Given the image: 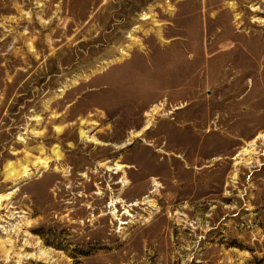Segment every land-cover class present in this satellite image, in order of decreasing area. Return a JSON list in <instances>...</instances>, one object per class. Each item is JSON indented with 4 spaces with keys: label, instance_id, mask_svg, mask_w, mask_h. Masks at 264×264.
<instances>
[{
    "label": "rangeland",
    "instance_id": "obj_1",
    "mask_svg": "<svg viewBox=\"0 0 264 264\" xmlns=\"http://www.w3.org/2000/svg\"><path fill=\"white\" fill-rule=\"evenodd\" d=\"M2 196L0 264H264V0H0Z\"/></svg>",
    "mask_w": 264,
    "mask_h": 264
},
{
    "label": "bare ground",
    "instance_id": "obj_2",
    "mask_svg": "<svg viewBox=\"0 0 264 264\" xmlns=\"http://www.w3.org/2000/svg\"><path fill=\"white\" fill-rule=\"evenodd\" d=\"M146 18H147V17H146ZM159 109H160V108H159ZM154 112H156V110H154ZM154 112H153V113H154ZM41 164H42V167H43V168L46 167V162H41ZM117 169H120V167L117 168ZM26 173H27V172H26ZM10 174H13V172L11 171ZM23 175H24V174H23ZM8 199H9L8 196H5V197L2 196V197H0V211H2V210H1V209H2V208H1V207H2V202H3V201H6V200H8ZM4 208H5V207H4ZM6 208H7V207H6ZM0 219H1V218H0ZM1 220H3V219H1ZM0 229H2V228L0 227ZM2 230H3V229H2ZM8 242L11 243V240H9ZM42 255H44V254H42Z\"/></svg>",
    "mask_w": 264,
    "mask_h": 264
},
{
    "label": "crops",
    "instance_id": "obj_3",
    "mask_svg": "<svg viewBox=\"0 0 264 264\" xmlns=\"http://www.w3.org/2000/svg\"><path fill=\"white\" fill-rule=\"evenodd\" d=\"M253 57H255L254 55H253ZM233 65V64H232Z\"/></svg>",
    "mask_w": 264,
    "mask_h": 264
}]
</instances>
